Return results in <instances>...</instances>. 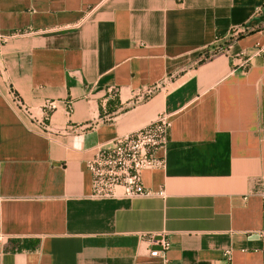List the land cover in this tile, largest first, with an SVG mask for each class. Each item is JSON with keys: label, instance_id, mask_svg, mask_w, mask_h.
I'll list each match as a JSON object with an SVG mask.
<instances>
[{"label": "crops", "instance_id": "1", "mask_svg": "<svg viewBox=\"0 0 264 264\" xmlns=\"http://www.w3.org/2000/svg\"><path fill=\"white\" fill-rule=\"evenodd\" d=\"M2 36L0 264H264V0H0ZM161 115L165 195L92 197L87 161Z\"/></svg>", "mask_w": 264, "mask_h": 264}, {"label": "built area", "instance_id": "2", "mask_svg": "<svg viewBox=\"0 0 264 264\" xmlns=\"http://www.w3.org/2000/svg\"><path fill=\"white\" fill-rule=\"evenodd\" d=\"M243 28L237 27L232 30L234 38L240 37ZM6 41V36L0 37ZM264 46H257V53L262 54ZM248 65V59L242 66ZM157 86L146 88L139 94L140 99H146L153 95ZM68 111H71V103L67 104ZM57 108L55 101H47L45 109L53 111ZM46 116H49L47 114ZM172 121L161 115L156 120L142 128L128 134L118 136L108 145L101 146L94 156L87 161V168L91 174L92 197L98 199L110 198H135L158 194L165 195V191L159 193L146 188L143 183V172L149 169H161L166 166L164 151L170 141ZM264 184V182H263ZM259 195L264 204V185ZM0 238V242H1ZM148 239L158 244V248L151 250L150 255L166 257L171 243L166 238L156 239L148 236ZM226 258H231V251L225 252Z\"/></svg>", "mask_w": 264, "mask_h": 264}]
</instances>
